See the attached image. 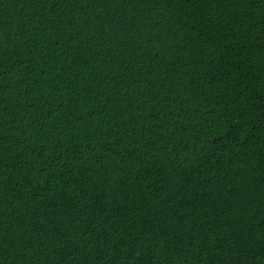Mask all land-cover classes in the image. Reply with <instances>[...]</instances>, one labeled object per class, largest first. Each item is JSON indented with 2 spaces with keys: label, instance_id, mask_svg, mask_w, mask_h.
I'll use <instances>...</instances> for the list:
<instances>
[{
  "label": "trees",
  "instance_id": "16d2710c",
  "mask_svg": "<svg viewBox=\"0 0 264 264\" xmlns=\"http://www.w3.org/2000/svg\"><path fill=\"white\" fill-rule=\"evenodd\" d=\"M0 264H264V0H0Z\"/></svg>",
  "mask_w": 264,
  "mask_h": 264
}]
</instances>
